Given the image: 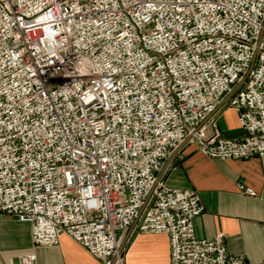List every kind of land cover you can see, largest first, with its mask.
Returning a JSON list of instances; mask_svg holds the SVG:
<instances>
[{
	"label": "built area",
	"instance_id": "1",
	"mask_svg": "<svg viewBox=\"0 0 264 264\" xmlns=\"http://www.w3.org/2000/svg\"><path fill=\"white\" fill-rule=\"evenodd\" d=\"M256 49L228 102L244 137L212 118L194 132ZM190 135L208 159L264 157V0H0V215L30 224L35 247L67 235L125 264L139 217L138 233L168 237L170 264H247L224 234L195 236L196 191L158 181Z\"/></svg>",
	"mask_w": 264,
	"mask_h": 264
},
{
	"label": "crops",
	"instance_id": "2",
	"mask_svg": "<svg viewBox=\"0 0 264 264\" xmlns=\"http://www.w3.org/2000/svg\"><path fill=\"white\" fill-rule=\"evenodd\" d=\"M228 102L212 119L225 138L240 140L244 131ZM168 158L158 177L170 187L196 191L204 207L194 221L195 236L213 239L224 234L228 253L247 264L264 261V157L212 160L188 142L167 165ZM240 184L252 189L255 196L243 194ZM125 248L126 264H170L166 235H145L134 229ZM29 253L36 254V264H102L67 235L55 247H35L30 224L0 215V264H10L11 259Z\"/></svg>",
	"mask_w": 264,
	"mask_h": 264
},
{
	"label": "water",
	"instance_id": "3",
	"mask_svg": "<svg viewBox=\"0 0 264 264\" xmlns=\"http://www.w3.org/2000/svg\"><path fill=\"white\" fill-rule=\"evenodd\" d=\"M261 37H262V34L259 36V39L257 41V47L259 46L260 44V41H261ZM256 55H257V49L254 51V56H253V59H252V62H251V65H250V68L248 70V72L246 73V75L233 87V89L231 90V92H229L222 100L221 102L219 103V105L217 106L216 110L208 116V118L199 126V128H197L194 132H196L198 129H200L209 119L212 118V116L214 115V113L220 108L222 107L224 104H226L235 94L236 92L243 86V84L245 83L248 75L250 74V72L252 71L254 65H255V61H256ZM192 135H190L183 143H181L170 155H169V158H168V161H167V165L168 163L170 162V160L178 153V151L185 145L187 144L190 139H191ZM167 165L164 167L162 173L164 172V170L166 169ZM161 180V177H158V181ZM151 196V194H150ZM149 196V197H150ZM149 199V198H148ZM147 199V200H148ZM147 202V201H146ZM146 204V203H145ZM145 205L143 206L140 214L142 213L143 209H144ZM138 219L139 217L136 219V221L134 222V224L132 225V227L127 231V234L125 235L124 239H123V242H122V245L120 247V252L124 250V247L131 235V233L133 232L137 222H138Z\"/></svg>",
	"mask_w": 264,
	"mask_h": 264
},
{
	"label": "rangeland",
	"instance_id": "4",
	"mask_svg": "<svg viewBox=\"0 0 264 264\" xmlns=\"http://www.w3.org/2000/svg\"><path fill=\"white\" fill-rule=\"evenodd\" d=\"M126 251H127V248H125L124 251H123V259H124V261H125V264H126L125 255H126V253H127Z\"/></svg>",
	"mask_w": 264,
	"mask_h": 264
}]
</instances>
